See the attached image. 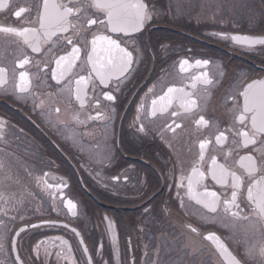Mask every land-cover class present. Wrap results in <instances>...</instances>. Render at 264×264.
Returning <instances> with one entry per match:
<instances>
[{"label":"flooded vegetation","instance_id":"af4514ba","mask_svg":"<svg viewBox=\"0 0 264 264\" xmlns=\"http://www.w3.org/2000/svg\"><path fill=\"white\" fill-rule=\"evenodd\" d=\"M4 2L0 27L39 28L43 0ZM145 2L154 9L153 21L131 38L113 34L122 46L136 49L131 75L112 92L113 101L104 98L110 89L94 75L86 85L87 95L81 94L83 105L76 99L75 80L91 70L85 64V41L93 32H106L103 26L85 24L88 17L105 18L102 11L88 7L91 0H80L86 16L73 20L84 25L79 38L73 37L81 59L59 84L51 72L55 60L71 50L62 39L71 32L58 33L60 40L53 36L56 43H43L40 52L24 45L21 37L0 32V68L5 69L0 73V264H17V256L24 264H227L226 254L207 239L210 233L240 264L264 261L258 254L264 244V219L253 214L254 205L247 200L249 184L264 175V152L259 150L264 137L247 147L233 144L241 138L232 133L228 142L215 141L221 130H250V120L241 126L234 117L242 108L239 93L246 84L264 80V45L214 35L264 37V0ZM20 8L28 11L18 18ZM24 56L31 62L21 68ZM184 60L189 64L182 68ZM197 60L209 64L200 66ZM21 72L27 74L25 91H20ZM203 73L211 84L203 83ZM169 87L192 93L198 107L184 112L180 98L188 97L178 92L168 111L152 116V100ZM141 104L144 111L138 113ZM97 110L111 119H89ZM172 111L180 114L172 117ZM201 115L206 127L195 123ZM173 120L181 124L175 133L166 127ZM134 122L143 123L145 132H137ZM203 139L211 143L201 160ZM245 155L257 162L252 177L240 167ZM212 157L244 180L240 218L226 213L223 203L211 212L188 194L187 178L197 169L206 173L203 185L220 193L221 201L230 197V187L216 184L209 174ZM195 190L203 191V186ZM69 200L77 206L75 216L68 211ZM46 221H55V226ZM252 246L256 252L249 255Z\"/></svg>","mask_w":264,"mask_h":264},{"label":"snow or ice","instance_id":"6c2138e0","mask_svg":"<svg viewBox=\"0 0 264 264\" xmlns=\"http://www.w3.org/2000/svg\"><path fill=\"white\" fill-rule=\"evenodd\" d=\"M80 0H68V3H64L63 0H43L42 5L38 10L37 22L39 28H14V27H0V32L14 34L22 38V42L27 47L31 48L33 52H40L42 50V44L51 42L53 36H57L58 33L71 32L72 36H64L62 39L66 41L68 45H71V50L66 55L59 56L55 60V69L51 72V76L57 83H61L68 79L71 75L72 69L76 67V62L81 59V47L79 43L73 39L78 37L84 28V25L79 23H73V20H79L82 16H86V9L79 7ZM5 7L4 0H0V9ZM88 7L95 8L104 13V19H93L88 17L85 20L86 25H99L106 29L105 33L93 32L90 41H85V64L91 65V70L87 76L81 75L79 79L75 80L76 85V99L81 101L83 105L82 93L87 95V83L93 78L98 79L99 83L109 87V91L103 93L104 98L107 101H113L116 97L112 94L114 90H119L121 85L131 75V71L136 62L134 57L135 47L133 50H129L128 47L122 46V41L119 38H114L113 34H124V36L131 38V34L141 32L146 24L153 21V11L150 8L149 3L145 0H91ZM28 11L25 8H20L19 11L15 12L16 17H20L22 13ZM41 35L44 39H41ZM221 39H231L238 43L247 45H264V37H239L230 36L227 33H215ZM61 37L57 36V40ZM31 62L28 56H24L20 60V67L29 64ZM189 61L184 60L181 63V67L188 65ZM197 65L206 66L209 64L208 60H197ZM5 69L0 68V73H3ZM27 74L24 72L20 73V91H25V82ZM203 83L211 84L212 80L208 79L207 73L202 74ZM197 79H201L198 77ZM71 81H69V84ZM195 87V84H193ZM151 92V89H149ZM183 93L184 99L180 98V106L184 112H189L192 109L198 107L197 101L192 99V93L185 92L183 88L169 87L167 93L157 99L152 100L151 103V115L155 116L157 111L166 112L172 106L174 93ZM243 97L242 108L238 115L234 117L235 121L239 122V125L244 126L245 122L250 120V130L244 131L241 129L228 128L219 131V134L215 136L217 144L228 142L229 135L232 133L234 137H240V141L236 139L232 140L233 144L238 146L247 147L249 144L256 145L257 137H264V80H253L251 83L246 84L243 90L239 93ZM99 105L100 101H96ZM159 103V109L157 107ZM59 111V109H57ZM138 113L144 111V105L141 104L138 109ZM180 113L172 111L171 116L177 117ZM250 114V115H249ZM76 119L80 121L77 116ZM89 119H111L110 114L101 113L97 110L95 117H89ZM140 116L136 117L138 121ZM4 122L0 120V125ZM197 125L207 126L208 121L205 120L204 116L201 115L195 122ZM174 125V126H173ZM137 132H145V125L143 123L134 122L133 125ZM167 129L172 133H175L177 129L181 128V124L173 120L172 124H168ZM209 139H203L199 142L200 159H204V151L206 146L210 144ZM260 144L264 146V139L260 140ZM264 152V147L259 149ZM231 155V150L226 153V156ZM240 167L245 170L249 177H252L257 171V162L252 155H245L240 157ZM209 174L216 184L221 186L227 185L231 189L230 197H226L221 201V194L214 190H209L207 185H203V181L206 179V173L193 169L192 176L187 178V189L188 194L193 198L197 199V202L203 204L204 207L208 208L211 212H216L217 206L221 203L224 205V211L230 213L234 218H240V203L238 198L241 195V189L244 187L243 178L238 175L235 171H232L226 164H220L215 157L211 158V168ZM180 186L184 187V177L181 178ZM203 186V191H196L195 188ZM180 196V193H177ZM247 200L254 205L252 211L253 214L264 219V175L260 179L252 181L247 187ZM68 211L75 216L77 214V206L72 202H67ZM235 209V211H233ZM247 218V217H245ZM107 219V218H105ZM50 226H55V221H46ZM35 227V225H33ZM67 227V225H65ZM191 232L196 233L197 229L191 225L187 226ZM108 228L113 229L112 222L109 221ZM24 229H20L23 231ZM75 233L76 229H72ZM79 235V233H76ZM19 235V233H16ZM207 239L212 240L217 248L224 254L228 264H240L234 256L231 255L227 250V246L223 241L220 240L215 233H210ZM113 243L116 241V234L112 232ZM67 245V241H63ZM82 243V241H81ZM102 247V246H101ZM87 252V249H84ZM249 255H253L256 252L255 246L249 248ZM258 254L264 257V244H261ZM17 264H24L23 261L17 256L15 258ZM91 258L89 257V262ZM264 264V261H262Z\"/></svg>","mask_w":264,"mask_h":264},{"label":"rangeland","instance_id":"374dc122","mask_svg":"<svg viewBox=\"0 0 264 264\" xmlns=\"http://www.w3.org/2000/svg\"><path fill=\"white\" fill-rule=\"evenodd\" d=\"M222 14V13H221ZM2 173V172H1ZM2 175V174H1ZM3 192H4V190H5V185H6V180L5 181H3ZM163 249V248H162ZM175 264H177V263H175Z\"/></svg>","mask_w":264,"mask_h":264},{"label":"water","instance_id":"95a60500","mask_svg":"<svg viewBox=\"0 0 264 264\" xmlns=\"http://www.w3.org/2000/svg\"><path fill=\"white\" fill-rule=\"evenodd\" d=\"M222 253V252H221ZM223 255H225L224 253H222ZM226 263L228 264V260L226 259Z\"/></svg>","mask_w":264,"mask_h":264}]
</instances>
